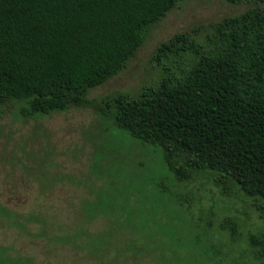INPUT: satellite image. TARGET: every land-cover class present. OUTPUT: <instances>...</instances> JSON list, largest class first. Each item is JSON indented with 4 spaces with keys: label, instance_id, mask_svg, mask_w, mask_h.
<instances>
[{
    "label": "rangeland",
    "instance_id": "rangeland-1",
    "mask_svg": "<svg viewBox=\"0 0 264 264\" xmlns=\"http://www.w3.org/2000/svg\"><path fill=\"white\" fill-rule=\"evenodd\" d=\"M253 6L264 1H180L89 98L136 95L170 65L155 60L163 42L183 31L203 42L213 23ZM20 106H0V264H263L248 243L264 227L259 200L226 196L204 173L178 181L159 147L92 107L23 118ZM187 191L190 210L174 196ZM227 217L237 238L220 228Z\"/></svg>",
    "mask_w": 264,
    "mask_h": 264
},
{
    "label": "trees",
    "instance_id": "trees-1",
    "mask_svg": "<svg viewBox=\"0 0 264 264\" xmlns=\"http://www.w3.org/2000/svg\"><path fill=\"white\" fill-rule=\"evenodd\" d=\"M180 1L0 0V106L18 102L23 118L92 107L159 147L178 181L204 173L226 196L259 200L264 215V7L213 23L203 42L176 33L155 55L170 65L136 95L89 98L127 67L149 29ZM185 54L191 58L181 66ZM189 194L174 196L190 210ZM205 221L211 230L214 219ZM219 225L240 234L231 217ZM248 243L264 264V227Z\"/></svg>",
    "mask_w": 264,
    "mask_h": 264
}]
</instances>
